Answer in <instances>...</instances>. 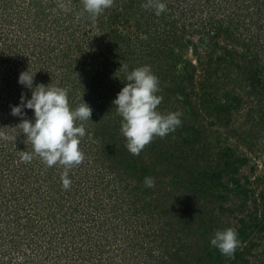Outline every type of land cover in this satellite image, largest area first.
<instances>
[{
	"label": "rangeland",
	"instance_id": "374dc122",
	"mask_svg": "<svg viewBox=\"0 0 264 264\" xmlns=\"http://www.w3.org/2000/svg\"><path fill=\"white\" fill-rule=\"evenodd\" d=\"M155 2L112 0L93 19L83 0H0V264H232L236 255L264 264V0H164L159 15ZM117 52L128 70L136 55L151 63L158 55L161 64L153 69H165L167 82L188 65L195 109L199 81L206 79L209 115L200 111L192 119L180 105L177 111L191 123L200 121L204 139L219 145L206 154L203 169L214 170L209 175L220 171L224 152L247 158L235 175L246 196L234 193L229 173L215 180L213 194L200 197L190 190L193 184L182 187L174 168L150 166L153 173L138 176L106 168L95 158V127L87 134L93 140L80 138L84 159L69 169L68 188L62 186L63 165L48 166L36 154L21 160L18 151L31 152L32 145L17 125L33 112L11 113L22 92L31 95L18 83L20 72L35 73L34 84L65 88L72 108L87 95L91 120L76 124L86 129L94 118L113 132L121 115L111 93L125 74L111 57ZM157 143L154 136L143 147L144 163L162 149ZM125 151L127 159L135 156ZM146 176L155 178L153 187L145 186ZM226 184L232 188L224 190ZM213 226L243 231L234 254L210 244Z\"/></svg>",
	"mask_w": 264,
	"mask_h": 264
},
{
	"label": "clouds",
	"instance_id": "9594fccd",
	"mask_svg": "<svg viewBox=\"0 0 264 264\" xmlns=\"http://www.w3.org/2000/svg\"><path fill=\"white\" fill-rule=\"evenodd\" d=\"M111 4L112 0H83L84 10L93 19ZM144 6L148 7L149 4ZM152 6L157 15L167 7L164 0H156ZM122 67L125 69L126 82L112 100V105L116 106L122 117L120 131L126 140V147L137 154L154 136L163 137L174 131L182 123V114L178 111L162 113L157 110L163 97L157 94L161 90L159 78L152 72L150 65H141L131 70H128L127 65ZM34 76L35 73H30L28 68L20 72L18 83L28 88L31 95L26 97L22 92L20 103L11 107L13 115H26L23 109H31L33 112L31 119H21L17 125L26 134L32 151L18 152L22 161H30L33 154H36L48 166L56 163L63 165L62 186L68 188L71 184L69 169L84 159L79 142L86 134V129L83 124H76V120H91L92 108L82 99V95L78 106L72 108L65 88L50 83L34 84ZM144 183L146 187H153L155 178L146 176ZM210 244L222 254L232 255L241 246V241L237 230L227 227L215 230Z\"/></svg>",
	"mask_w": 264,
	"mask_h": 264
},
{
	"label": "trees",
	"instance_id": "16d2710c",
	"mask_svg": "<svg viewBox=\"0 0 264 264\" xmlns=\"http://www.w3.org/2000/svg\"><path fill=\"white\" fill-rule=\"evenodd\" d=\"M137 2H140L142 0H136ZM113 40V39H112ZM112 47H115L114 45H111ZM109 46V47H111ZM153 47V45L151 46ZM108 45L104 48L107 52L108 50ZM162 50V48H160ZM141 55L143 57H148V53L146 52V49L143 47V51H141ZM155 61L151 63V61H146V59H142V57L138 54L133 58V60H129L128 65H130L129 70L141 66V65H150L152 72L159 78V85H160V92L157 93L158 95H161L163 97L161 103L157 106V110L162 112V113H167L170 111H177V107L180 105L182 108H188V112H185L187 115H192V119L194 118L193 115L196 114H202L207 117L209 115L210 109L209 105L210 102L208 101L209 98L207 94L205 93L207 84L204 86L206 83V79H200L199 81V88L201 92L199 93V107L198 109H195L196 104L193 103V100L190 99V93L189 89L187 88L188 85L193 84V75L190 72L188 65L184 64L183 67H181L182 72L181 75L177 73L178 76L174 75V77L171 78V81L167 82L166 79L162 76L163 70L161 69L160 66L158 69H153V66L161 64V61L159 58H157L158 55H155ZM154 56V57H155ZM114 59L117 58L119 59V53H115V55H111ZM223 56H219V60L223 59ZM108 60V58H107ZM110 60V58H109ZM120 61V59L118 60ZM127 61V59H125ZM103 62V61H102ZM111 62V60H110ZM121 65H124L119 62ZM116 64V63H115ZM211 64V59L208 62L207 65ZM166 67V66H165ZM177 67L176 65H173V68ZM122 70V69H121ZM216 70V69H215ZM222 68L219 65L217 67L218 73L222 72ZM177 71V69H174V73ZM173 73V74H174ZM184 74V75H182ZM208 74V72H207ZM123 79L119 78L118 81L116 82V92L111 93L114 97L116 96L117 92L123 87V84L126 82L124 77L125 74L122 75ZM182 77L183 79L181 80ZM207 77V76H206ZM185 79V80H184ZM84 88V86H82ZM85 89V88H84ZM85 96V95H84ZM94 96V93H93ZM82 99L84 101L88 100L87 95L85 97L82 96ZM173 100H177V102H172ZM116 109V106H115ZM108 114L110 112L109 110L102 108L100 112ZM108 111V112H106ZM114 111V110H113ZM112 114V113H111ZM113 115V114H112ZM202 116V115H201ZM121 118V117H120ZM120 118H116V123L114 126V129L116 128L117 130H114L113 132L109 130L107 126H103L100 124V121L94 120L91 122H87V127H86V134L83 136L88 138L87 134L89 133L88 130L91 127H95L93 131V138L96 140L95 146L97 147L96 150V161L98 162H103L102 166H107L108 168L110 165L113 166V170L117 172H123L127 175L134 173L135 175L138 176L137 172H141V174L145 173H153V169H149L150 166H162L167 169V171H170L172 168H174V177L177 179L179 182H184L183 188L189 187L188 185L193 184L195 188H191L193 193H197L196 196H203L204 192L207 194H213L217 186L214 183L215 180L222 181L223 177L226 173H229V176L231 177L230 183L235 184V194H243L246 196V193L248 192L247 189H244L241 187V184L239 183V179H235V175L238 174L239 171V166L238 164L245 163L247 161V158H244L243 156H240L239 158L236 157L235 159H230V155L228 152H224L221 155V163L222 167L221 169L219 168V174L217 175L210 174L211 171H209L210 167H207L208 169H203L205 167L204 164L206 163L205 161L207 160V153L209 149L212 151L213 149L215 151H218L220 147L217 144L216 147L213 145H209V143L206 141L205 137V127L200 124V121L195 123V121L192 123L190 122V118L186 119L185 116L183 115L181 118L182 123L175 128L174 131L166 134L163 137L160 136H155L158 140V145H162V149H160V152L155 153L154 155H146L148 160L150 161L151 164H146L143 162V153L144 149L135 154V158H130L128 152L125 151L126 149V141L122 142L125 140L124 136L119 132V129H121V121ZM119 119V120H118ZM118 122V124H117ZM201 125L198 128V125ZM119 125V127H118ZM207 130V129H206ZM120 134H119V133ZM209 134L211 131L208 132ZM116 134H117V140H116ZM92 136L89 137L88 139L93 140ZM88 141V140H87ZM85 144V141H82L80 139L79 145L83 148ZM191 145V146H190ZM157 146V145H156ZM159 150V149H158ZM142 158V160H141ZM204 162V163H203ZM106 164V165H105ZM214 172V170L212 171ZM225 174H224V173ZM200 174V175H197ZM203 175H206V178L201 181L199 180L200 177ZM196 177V178H194ZM139 178H141L139 176ZM215 178V179H214ZM232 187H228L226 184L224 187V190L231 189ZM184 193V192H183ZM218 197H222L220 193H217ZM261 197H264V194L262 192ZM210 221V220H209ZM213 231L219 229L218 227L213 226L212 227ZM238 237L241 235L243 237V231L239 230L238 232ZM238 257L240 259L239 262L235 260ZM235 259L231 261L232 264H249L247 260H245L241 255H236L234 257Z\"/></svg>",
	"mask_w": 264,
	"mask_h": 264
}]
</instances>
